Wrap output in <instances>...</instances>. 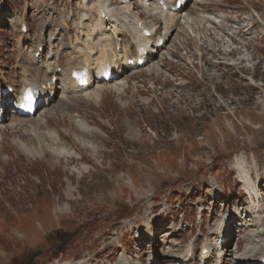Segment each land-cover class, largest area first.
<instances>
[{
	"label": "rangeland",
	"instance_id": "rangeland-1",
	"mask_svg": "<svg viewBox=\"0 0 264 264\" xmlns=\"http://www.w3.org/2000/svg\"><path fill=\"white\" fill-rule=\"evenodd\" d=\"M88 1L0 0L1 83L20 88L22 58L38 37V63L63 36L71 58L92 40L114 38L109 19L97 27ZM134 11L162 33L159 19ZM198 13L142 67H119L83 90L55 80L49 104L30 117L41 128L5 112L0 264H25L36 250L34 264H217L223 247L219 264H238L244 251L264 248V218L233 163L245 155L264 211V0H207ZM18 20L26 25L20 40ZM82 121L99 138L78 133ZM39 150L45 156L25 152ZM203 244L210 261L200 258Z\"/></svg>",
	"mask_w": 264,
	"mask_h": 264
},
{
	"label": "bare ground",
	"instance_id": "bare-ground-1",
	"mask_svg": "<svg viewBox=\"0 0 264 264\" xmlns=\"http://www.w3.org/2000/svg\"><path fill=\"white\" fill-rule=\"evenodd\" d=\"M166 1L169 2L170 0H166ZM206 1L207 0H186L183 9H181L179 12H174V11H170V10L161 12L159 10V7L155 4L156 0H139L138 2H133L132 0H92L90 2L88 1L89 3H91V2L95 3L96 11L94 13L99 18V20L97 22L98 23L97 27L99 28V24L101 23L100 22L101 20L109 19L108 22H111V24L113 26L112 30L114 31L113 32L114 38L112 36H110V37H112L111 38L112 40L110 39V41L106 40V37H104L105 39H102V40H99V39H97L95 41L92 40L93 41V42L91 41L92 45H90L88 47V50L85 48L86 52L83 51L84 49L83 50L79 49L78 55L75 54L76 57L71 58L70 57L71 53L67 52L68 48H69L67 43L60 42V40H62V38H64V36H63L59 39V41L56 42L55 49H53V47L49 48L47 50L46 54L44 55V58L42 57L43 59H41V63L40 62L38 63L36 60L34 62H31L32 60L36 59L35 58L36 56L34 57V54L38 51V48L42 44L41 37H38L35 40L36 48H34L31 56L29 58H26L23 56V58H22L23 61L20 64L21 70H22V75H21L22 76V83H21V87L19 89V92H21L24 89V87L28 85L29 87H31L35 91V93L38 96H41V97L44 96V101L46 102L49 100L48 96L51 95L52 90L55 89V85L53 86V84H52V78L53 77H55L56 80H59L61 82V88L62 89L69 88L72 85H75L76 87H80L75 82V80H73L70 77V73H71L72 69L78 70L80 68H88L89 73H91L90 72V70H91V71H95L96 74H100L102 69L107 68V67L114 69V71H115V65L118 64L117 65L118 68L124 67V69L126 68V70H127L129 68L125 67L128 65L127 62H125V61H127L126 57L129 56L131 58L132 56L136 55L135 53L137 52L138 44L143 45L149 49V52L145 56H143V58L145 59V62H146L145 64H147L148 59H150V61L152 60L151 57L154 56L153 53H155L157 51H159L160 53L163 52L162 49L165 47V42L171 37L172 34H174L173 33L174 31L178 30V27L180 25L187 24V23L192 22L193 20L196 19V17L200 14V13H198V11L202 10V6L204 3H206ZM211 1H213V0H211ZM111 2H114L115 4H113ZM188 2L191 3V6L188 10H184ZM171 5H174V3L172 2ZM137 8L141 9L144 12V14H146L148 17L159 19V21L161 23V32L162 33L157 34L156 33L157 28H156L155 23L152 21L145 22L143 20V18L140 17V13L137 11H134ZM101 11H103L105 13L104 17L100 16ZM207 16H210V15L206 14V17ZM216 17H218V16H216ZM137 21H140L142 23V25L151 32V36H149L148 38H141V36L137 33V31L135 29V22H137ZM22 23H25V21L21 20L19 22H15L14 33H15V36L19 40H20V38L23 39L25 37L24 36L25 34H23L22 30H21V24ZM48 24H49V21H48ZM45 25H47V23ZM60 30L61 29H59V32H60ZM106 31H104V32H106ZM55 32H56V28H54L50 34L49 47L51 46L53 41L57 40L56 35H58L59 32H57V34ZM92 33L94 34V32H92ZM101 33L104 34L103 32H101ZM110 37H108V38H110ZM159 38L163 39V44L161 47H156V42ZM86 40H85V43L89 41V40L88 41H86ZM79 41H81V40H79ZM60 43H61L60 48H59L60 50H58L56 48H58ZM82 44H83V42H82ZM120 46L122 47V49L120 48ZM52 50H54V51L52 52ZM118 50H123L124 56H123L122 52L121 53L119 52V55H117ZM108 51L111 52V54H112L111 57H110V53H108ZM113 52H114V54H113ZM223 52H225V51H223ZM113 57L116 58V60L114 62H113ZM49 58L50 59L53 58V60L51 61V60H49ZM90 59H92V62L90 61ZM247 59H249L248 55H247ZM35 62H36V64L33 65L32 63H35ZM128 66L131 69L139 68L136 65V61H134V63L132 65H128ZM58 69H59V71H58ZM0 84H1L0 85V92H1V88L3 87L4 83H1V80H0ZM47 84H50V88L48 91H47V89L42 88V86H46ZM84 88L85 87H80L81 90ZM96 96H98V95H96ZM0 98H1V95H0ZM1 108H2V106L0 105V110H1ZM16 108H17V104H14L12 107L11 113H13ZM0 112L3 113L2 110ZM1 117H2V115H1ZM10 118L13 121L25 119V121L31 122L32 126H36V128H38V129L41 128L42 126H44L43 122H40L39 120L32 121L30 117H23V116H15L14 117L12 115V116H10ZM45 123H47V119L45 120ZM82 123H83V121L79 122V124L76 125V128H74L77 130L78 133L85 135V136L86 135L92 136L94 139L99 138L97 130H94L93 128H89L88 126H86ZM87 125H89V124H87ZM56 136L58 137V139H60L59 137L64 138V136L62 137L59 133H56ZM77 136L83 138L82 136H79V135H77ZM79 141H83V140L79 139ZM25 152H26L27 156L32 157V158H35L37 156H43V155L45 156V153H46L44 150H39L38 152H35V153H29L28 151H25ZM64 155L70 156L69 153H65ZM53 156L59 157V156H61V152H55ZM233 163H234V167L237 169L238 175L240 177L239 181L243 184L244 192L247 195H249V197H250L251 208L253 209L254 213L257 214V216H259L260 218H264L263 207H262V204H261V202L259 200V196H258V190H257L258 187L256 186L255 180L251 176V174H250V172L246 166L247 164H246L245 155L243 153H239L238 155L235 156ZM258 232L260 233V231H258ZM247 235H249V234H247ZM251 235H250V237H252ZM162 236H164V238H165V237H168L169 234L166 232L165 233L163 232ZM221 237H222V235L219 236V238H221ZM248 243H246V244H248ZM203 247L206 248L207 246L205 244H203V245H201L200 248L202 249ZM252 248H254V247H252ZM252 248H250L247 251H244L242 254L236 256L235 257L236 262L238 264H264V248H261L262 249L261 251H259L260 248L255 249V250ZM223 249L221 248L220 250H218V256L216 258L217 264H219L220 261L222 259H224V256L222 254L227 253V252L225 253V250L227 251V249L225 247H223ZM207 253H206V255H202V257H204V258L207 257L209 260L213 253L210 249H209V252H207ZM56 264H75V263H73L71 261L70 262L69 261H64V262L58 261Z\"/></svg>",
	"mask_w": 264,
	"mask_h": 264
},
{
	"label": "water",
	"instance_id": "water-1",
	"mask_svg": "<svg viewBox=\"0 0 264 264\" xmlns=\"http://www.w3.org/2000/svg\"><path fill=\"white\" fill-rule=\"evenodd\" d=\"M64 242H65V240H63V242H62L61 244L58 245L57 250H60V248H61V246H62V244H63ZM40 253H41V251H40V250H37V251L33 252L32 254H30V255L28 256V260L25 262V264H34V258H35L38 254H40Z\"/></svg>",
	"mask_w": 264,
	"mask_h": 264
}]
</instances>
